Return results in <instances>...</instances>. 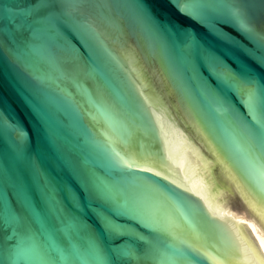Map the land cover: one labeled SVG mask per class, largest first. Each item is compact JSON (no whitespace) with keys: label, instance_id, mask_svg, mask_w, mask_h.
Here are the masks:
<instances>
[{"label":"water","instance_id":"1","mask_svg":"<svg viewBox=\"0 0 264 264\" xmlns=\"http://www.w3.org/2000/svg\"><path fill=\"white\" fill-rule=\"evenodd\" d=\"M243 218L264 0H0V264H264Z\"/></svg>","mask_w":264,"mask_h":264},{"label":"bare ground","instance_id":"2","mask_svg":"<svg viewBox=\"0 0 264 264\" xmlns=\"http://www.w3.org/2000/svg\"><path fill=\"white\" fill-rule=\"evenodd\" d=\"M245 222H247L250 226V228L252 229V233L253 235L255 236L257 242L259 243L262 251L264 252V237L258 233L257 231V227H256V224L253 223V222H249L247 219L243 218Z\"/></svg>","mask_w":264,"mask_h":264},{"label":"rangeland","instance_id":"3","mask_svg":"<svg viewBox=\"0 0 264 264\" xmlns=\"http://www.w3.org/2000/svg\"><path fill=\"white\" fill-rule=\"evenodd\" d=\"M246 219V218H245Z\"/></svg>","mask_w":264,"mask_h":264}]
</instances>
